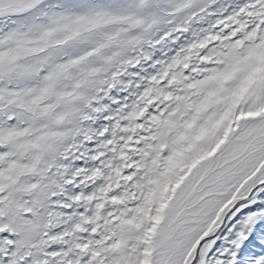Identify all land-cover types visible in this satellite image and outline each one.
<instances>
[{
    "label": "snow or ice",
    "instance_id": "1",
    "mask_svg": "<svg viewBox=\"0 0 264 264\" xmlns=\"http://www.w3.org/2000/svg\"><path fill=\"white\" fill-rule=\"evenodd\" d=\"M0 264H264V0H0Z\"/></svg>",
    "mask_w": 264,
    "mask_h": 264
}]
</instances>
